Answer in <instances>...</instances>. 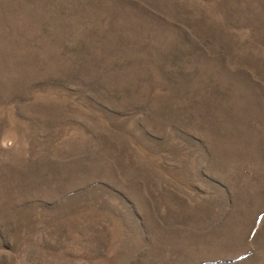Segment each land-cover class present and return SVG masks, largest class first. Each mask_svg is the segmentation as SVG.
Wrapping results in <instances>:
<instances>
[{
	"label": "rangeland",
	"instance_id": "obj_1",
	"mask_svg": "<svg viewBox=\"0 0 264 264\" xmlns=\"http://www.w3.org/2000/svg\"><path fill=\"white\" fill-rule=\"evenodd\" d=\"M0 264H264V0H0Z\"/></svg>",
	"mask_w": 264,
	"mask_h": 264
}]
</instances>
